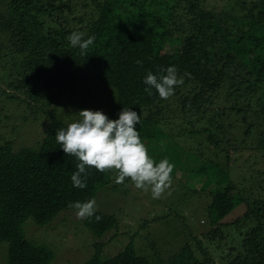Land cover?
Segmentation results:
<instances>
[{
    "label": "trees",
    "instance_id": "obj_1",
    "mask_svg": "<svg viewBox=\"0 0 264 264\" xmlns=\"http://www.w3.org/2000/svg\"><path fill=\"white\" fill-rule=\"evenodd\" d=\"M7 8L10 12L0 13V27L11 32L12 58L20 60L24 75L20 85L30 83L32 76L33 88L42 80L45 88L72 92L95 82L113 88L116 119L124 107L141 115L140 137L169 161L170 180L179 174L180 181L194 183V191L187 190L196 194L198 182L204 183L199 190L211 197L202 233L190 230L191 239L167 261L139 254L133 240L115 255H103L104 244L96 241L95 253L83 264H216L217 259L220 264H264V171L255 169L236 179L229 175L231 145L251 140L254 128L258 139L253 155L264 152V125L259 130L264 123V0H229L221 10L205 0H10ZM72 32L95 37L86 54L71 46L67 37ZM187 38L191 47L184 49L181 43ZM171 65L183 80L174 94L161 99L155 89L146 91V74L159 75ZM28 93L36 99L33 89ZM171 111L195 115L202 128L189 130L185 123L174 127L166 117ZM230 114L245 119L241 134L224 127ZM187 123L193 124L191 119ZM68 124L53 118L36 147L0 143V243L8 244L0 264H50L54 252L27 239L23 222L32 217L45 225L60 211H76L71 202L95 200L118 172L91 168L86 187H74L71 176L78 161L64 153L55 137ZM226 136H234V142ZM188 139L209 153L194 149ZM220 169L227 181L217 191L209 190L205 182L211 184ZM239 206L243 213L223 222ZM80 221L97 239L119 223L99 210Z\"/></svg>",
    "mask_w": 264,
    "mask_h": 264
},
{
    "label": "rangeland",
    "instance_id": "obj_2",
    "mask_svg": "<svg viewBox=\"0 0 264 264\" xmlns=\"http://www.w3.org/2000/svg\"><path fill=\"white\" fill-rule=\"evenodd\" d=\"M9 1L0 3V13L3 16L7 12L6 10L10 12L7 8ZM228 2L229 0H205L206 5L215 10H221ZM15 18H17L16 13ZM7 27L9 28L11 25L8 24ZM3 28L4 26L0 27V143L10 140L16 149L23 146L36 147L42 141L46 128L53 118L71 123L79 119L78 112L82 109L103 110L110 119H116V91L98 82H95L91 87L79 85L73 92L62 88H45L43 80L37 82L33 88L32 81L35 80L32 76L29 77L32 80L30 83L26 81V85H20V81L24 79L20 60L16 57L12 58L14 50L10 44L11 32L9 29ZM190 44L188 38L183 39L181 43L184 49H189ZM30 89L35 92L36 99L28 96ZM8 95L16 96L15 99L17 97L19 99L10 100ZM167 113L166 117L174 120L172 122L174 127L177 124L185 123L189 130L202 128L201 122L196 119L195 115L186 114L187 117H184V114L181 115L178 112ZM231 114L224 118V127L234 133L241 134L245 130V119L242 115L238 119ZM247 115V119L250 118L251 114ZM189 119L193 124L187 123ZM203 120L207 126L208 120ZM263 125L262 122L259 130L263 129ZM209 126L211 127L210 123ZM251 133V140H239L238 143L234 142V136L229 138L226 136L234 142V144L231 143V162H229L232 168V172L229 174L231 178L236 179L237 175L249 174L255 169L264 171V152L263 154L257 152V155H253L255 154L253 147L258 139L256 136L258 131L254 128ZM188 140L194 149L205 155L209 153L208 150H201L204 149V145L201 148L197 141L192 143L190 139ZM209 144L207 143V145ZM145 146L152 158L156 161L161 160L157 150L148 145ZM210 147L214 146L210 144ZM178 175L176 174V178L170 180L161 196L154 199L150 188L147 191L138 189L128 178L123 183H117L118 172L115 173L111 184L102 187L97 192L95 202L96 210L113 214L119 223L116 228H112L100 239H97L91 231L83 226L81 218H78L76 211L73 210L60 211L49 224L45 225H38L32 217H28L22 224L23 234L27 239L42 244L54 252L50 264H83L95 253L94 244L96 241L104 244L103 255L112 256L122 250L131 240L134 241L137 252L146 254L149 260L167 261L174 253L180 251L187 240L191 239L190 230L194 231L196 235L202 233L203 229L201 228L204 224L202 220L207 217L204 208L211 201L209 195L199 190V187L204 183L198 182L196 186L199 193L196 194L187 190L189 188L194 191V183L188 182L190 183L188 184L185 180L180 181ZM213 178L211 184L210 181L205 182V187L217 191L218 184H224L228 175L223 169H220L214 172ZM195 181L197 182L196 179ZM243 211L244 207L239 206L223 222L233 220ZM170 212L172 215L166 218L153 220L157 216H164ZM146 220L150 221L142 226ZM135 233L137 236L134 235ZM7 245L4 242L0 243V256L6 252ZM216 261V264H220L218 259Z\"/></svg>",
    "mask_w": 264,
    "mask_h": 264
},
{
    "label": "clouds",
    "instance_id": "obj_3",
    "mask_svg": "<svg viewBox=\"0 0 264 264\" xmlns=\"http://www.w3.org/2000/svg\"><path fill=\"white\" fill-rule=\"evenodd\" d=\"M67 39L81 54H86L95 41L94 36L85 39L79 32H72ZM143 83L148 86L146 91L155 89L161 99H167L183 80L171 65L159 75L149 71ZM78 113L79 119L58 129L55 136L64 153L78 161L71 176L72 185L85 188L91 168L99 172L116 169L117 183L128 178L136 188L145 191L150 188L152 198H159L170 182L172 166L167 159L157 162L149 155L137 129L141 115L126 107L118 119H110L103 110L82 109ZM69 207L76 210L78 218H90L96 213L94 199L71 202Z\"/></svg>",
    "mask_w": 264,
    "mask_h": 264
}]
</instances>
